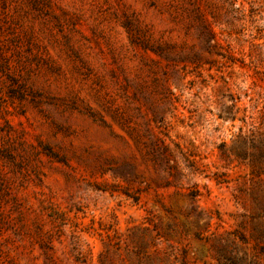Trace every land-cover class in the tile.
<instances>
[{
	"label": "rangeland",
	"instance_id": "374dc122",
	"mask_svg": "<svg viewBox=\"0 0 264 264\" xmlns=\"http://www.w3.org/2000/svg\"><path fill=\"white\" fill-rule=\"evenodd\" d=\"M0 264H264V0H0Z\"/></svg>",
	"mask_w": 264,
	"mask_h": 264
},
{
	"label": "trees",
	"instance_id": "16d2710c",
	"mask_svg": "<svg viewBox=\"0 0 264 264\" xmlns=\"http://www.w3.org/2000/svg\"><path fill=\"white\" fill-rule=\"evenodd\" d=\"M203 36H205L206 44H207V51L212 52L216 48V36L214 30L211 28L209 24H203ZM213 42V43H212ZM196 59L199 57L197 55L194 56ZM149 143V151L148 154L151 157V160L158 165L159 167L163 168L169 176H172V171L174 169L171 166L172 151L170 148V144L166 143V141L158 136H153ZM179 149V146L176 145Z\"/></svg>",
	"mask_w": 264,
	"mask_h": 264
}]
</instances>
